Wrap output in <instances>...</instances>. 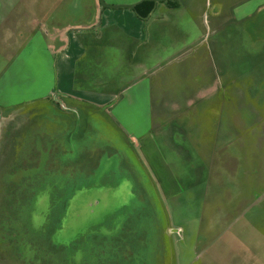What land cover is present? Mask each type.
I'll return each instance as SVG.
<instances>
[{
	"label": "crops",
	"instance_id": "crops-1",
	"mask_svg": "<svg viewBox=\"0 0 264 264\" xmlns=\"http://www.w3.org/2000/svg\"><path fill=\"white\" fill-rule=\"evenodd\" d=\"M20 2L0 0V213L17 169L53 158L91 169L106 154L151 206L150 189L173 198L207 183V230L181 226L173 240L180 228L154 217L152 264H264V0H209L193 37L173 15L194 12L189 0L166 3L162 18L157 4L124 12L136 25L106 14L99 27L93 4ZM93 76L110 87L85 88Z\"/></svg>",
	"mask_w": 264,
	"mask_h": 264
},
{
	"label": "flooded vegetation",
	"instance_id": "flooded-vegetation-1",
	"mask_svg": "<svg viewBox=\"0 0 264 264\" xmlns=\"http://www.w3.org/2000/svg\"><path fill=\"white\" fill-rule=\"evenodd\" d=\"M99 167L63 171L53 158L49 165L17 169L12 176L15 196L0 213V264H152L156 221L146 212L149 203L141 190L132 186L128 206L116 195L108 198L106 212L99 215L95 198L91 205L73 204L79 190H95L97 184L103 188L96 189L109 193L127 190L119 164L96 178ZM113 183L117 188L104 187ZM70 203L75 224L87 222L89 231L77 243H55L54 234L62 230ZM36 220L41 223L33 226Z\"/></svg>",
	"mask_w": 264,
	"mask_h": 264
},
{
	"label": "rangeland",
	"instance_id": "rangeland-1",
	"mask_svg": "<svg viewBox=\"0 0 264 264\" xmlns=\"http://www.w3.org/2000/svg\"><path fill=\"white\" fill-rule=\"evenodd\" d=\"M28 1L29 0H21L20 4L25 5L28 3ZM49 1H51V0H49ZM104 1L107 4H130L133 2H138L139 0H104ZM169 1H171V0H161V1H158L157 3H155V4H157V7H156V11L154 12L152 17L154 18V16H156V14L158 13L159 15H161V18H162L163 14L159 13L160 8L163 6L165 7L166 3H169ZM172 1H175V0H172ZM183 1H185V0H180V4L182 7L186 6L183 4ZM189 3L191 5H193L192 7H195L196 10L194 12H189V13L184 12V11H182L183 13H179V12L175 13L174 12L173 15L175 17H177L178 22H180L181 25L185 29H187V31L189 32V36L193 37L197 34V29L194 28L193 23L196 24L199 22H204L205 20L209 21L210 20L209 16L211 13H210V7H209V0H189ZM78 4L84 5L86 7H89V5L91 7L92 4L94 6H99L100 13H98L97 19L94 22V24H98V27L101 26L105 22V15L106 14H109L110 16H112V18L119 17L118 21H120L122 24H125V25H131V24L136 25L139 22L138 20H141L138 17H134L136 21L130 22L128 17H126V16L123 17L124 12L125 13L131 12V10L128 8L105 7V8L101 9V4H100L99 0H94V2H93V0H78ZM154 7H155V5L153 6V9H154ZM138 9H140V11H143L145 9V6L141 5ZM179 10L181 11V9H179ZM89 11H91V8L89 9ZM89 11L85 12V20H87L88 17H90L91 13ZM150 11H149V13H150ZM103 12H104V14H103ZM149 13H147V14H149ZM161 13H163V12L161 11ZM68 29H70V27H68ZM208 31H210V30H209L208 23H207V32ZM65 38H66V44L65 45L68 46L70 38L67 36V34H66ZM69 50H72V47H69ZM54 99H56L61 105H65L64 99H62V98L59 99L58 96L56 98L53 97V100ZM61 102L64 104H62ZM84 123H85V121L83 122V124L79 125L80 129L82 128ZM76 124H78L77 121H76ZM103 145H105V144L101 143V146H103ZM100 160H101V162L99 164V166H100L99 171L95 175L96 178H99L102 175V173H104L108 169V166L110 165L109 163H110L111 158H107V155L105 154V155H103V157H101ZM204 174L205 173H203L202 175H204ZM206 184H202L196 189H182L181 194L179 196H175L173 198L166 197L165 196V190L150 189L149 193H151L153 196H156L153 199L160 202V203L156 204V205H152V206L149 204L146 212H148V214H150V215L153 214L154 217L157 216L156 217L157 223L159 224V226L157 225L158 227H161V226H164V228L167 227L168 229L173 230L174 231V232L172 231L173 233H176L175 230L180 228L178 230L179 232H177L176 234H173V236H172L173 240H177L176 239V238H178L177 234L180 238L183 237V235H182L183 234V230H182L183 228L182 227H186L187 225H190V229L193 231L194 234L197 233L198 231L204 232L205 230H207V226H206L207 221L206 220L203 221V219L205 218L203 216V214H205L207 216V185ZM181 185H183V184L181 183ZM104 191H107V192L104 194L103 193ZM108 191L109 190H103V189H95V190L81 189L78 191V194L73 198V200L78 197V198L82 199L83 202L87 201L88 204L91 205L90 201L95 198V205H93V206L95 208L96 215H99L100 213L106 212L107 206H106L105 201L108 200V198L113 197L115 195L120 197L122 200H124V202L128 206L127 203L130 201L131 196L127 193V190L120 188L115 193H109ZM177 198H180L181 201L176 200ZM188 199L193 200V202H191V204H189ZM73 200H72V202H73ZM70 204H71V206L68 209L69 210L68 214L64 218L62 230L60 232L58 231L57 233L54 234L53 241L55 243L60 242V243L66 244V245H70L72 243H77L78 241L82 240L84 235L89 231L87 229L89 227L88 226L89 224L87 222L78 223L77 225L75 224V220L73 217L74 214H72L75 207L73 206L72 203H70ZM91 207H89V210L93 211V208H91ZM39 216L40 215H37V217H39ZM197 216H201L202 220L195 223L194 219ZM89 219L90 218H87V219H85V221L89 220ZM152 220H153V218H152ZM40 223H41L40 221L36 220V221L32 222V225L37 226ZM158 229H159V231H162L161 228H158ZM181 235H182V237H181ZM149 236L151 238V234ZM184 240L188 241V238H184ZM180 245L181 246L183 245V241L180 242ZM174 247H175V245H174ZM191 249L192 248H190V250ZM173 250H175V249H173ZM170 252L172 254V246H171ZM152 262L154 263V256H153Z\"/></svg>",
	"mask_w": 264,
	"mask_h": 264
},
{
	"label": "trees",
	"instance_id": "trees-1",
	"mask_svg": "<svg viewBox=\"0 0 264 264\" xmlns=\"http://www.w3.org/2000/svg\"><path fill=\"white\" fill-rule=\"evenodd\" d=\"M141 5H144L145 6V9L143 11H140V9H138ZM154 6V2L153 0H142L141 2L137 3L135 5V8L132 9L137 15L139 16H145L147 13H149V11L153 8ZM102 76H100V79L96 80V78H99L97 76H93V77H88L85 81V88L87 89H94L95 91H104L107 88V86L110 87V85L107 84V82H105V79L104 78H101ZM88 79H91V80H94L93 83H89ZM77 84L79 86H81V84L76 81ZM90 84H93V85H90Z\"/></svg>",
	"mask_w": 264,
	"mask_h": 264
},
{
	"label": "water",
	"instance_id": "water-1",
	"mask_svg": "<svg viewBox=\"0 0 264 264\" xmlns=\"http://www.w3.org/2000/svg\"><path fill=\"white\" fill-rule=\"evenodd\" d=\"M100 1V4H101V9L104 8V7H109V8H128V9H134L135 8V5L139 2H141L142 0H139L138 2H133V3H130V4H107L105 3L104 0H99ZM158 1H161V0H153L154 4Z\"/></svg>",
	"mask_w": 264,
	"mask_h": 264
}]
</instances>
